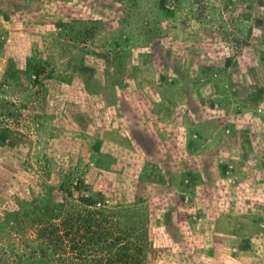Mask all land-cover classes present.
<instances>
[{"label": "rangeland", "instance_id": "1", "mask_svg": "<svg viewBox=\"0 0 264 264\" xmlns=\"http://www.w3.org/2000/svg\"><path fill=\"white\" fill-rule=\"evenodd\" d=\"M0 264H264V0H0Z\"/></svg>", "mask_w": 264, "mask_h": 264}, {"label": "trees", "instance_id": "2", "mask_svg": "<svg viewBox=\"0 0 264 264\" xmlns=\"http://www.w3.org/2000/svg\"><path fill=\"white\" fill-rule=\"evenodd\" d=\"M64 182H62L58 187H57V191L59 192V197H61V195H62V198H63V193L61 192V191H63V192H68L70 195H71V191H70V189H69V186L70 185H72V179L71 178H69L70 177V173H68V174H64ZM83 181H80V179H79V181H78V185L79 184H81ZM51 194V193H50ZM52 195V196H51ZM51 195H49V197L47 196V194L45 195V196H47V198L46 199H44V197H40V201H43V203H39V201H35V200H33V201H31V205H33V207H40V208H42L41 210H42V213L44 212H47V211H53V210H55V207H53V208H47L48 206H46L49 202H55L56 204H55V206H57V204L58 203H61V202H59L58 201V197H57V195H53V194H51ZM179 198H180V196H178ZM181 200H182V198H181ZM48 201V202H47ZM39 204H38V203ZM47 202V203H46ZM182 202V201H181ZM38 224L39 225H42L43 226V230L45 231V234H53L52 232H57V230H58V227L56 226V225H53V224H50V221H48L46 218H43V219H41L40 221H38ZM68 225H69V223H68ZM53 226V227H52ZM52 227V230H51V232L49 233V228H51ZM73 227V226H72ZM71 227V228H72ZM90 227H91V224H89L88 225V232L89 233H91L92 231L91 230H89L90 229ZM41 230L42 229H39V230H37V235L38 236H40L41 235V237L40 238H44L43 239V244H42V242L40 243V244H42L43 246H44V242H46V239H45V237H47L48 238V236H43V234H42V232H41ZM72 230V229H71ZM66 234H68V233H65V236H66ZM59 237H60V235H59ZM58 237V238H59ZM63 237V236H62ZM50 239V238H49ZM51 240V239H50ZM116 240H118V238H116ZM46 248V247H45ZM118 248V247H117ZM40 249V251H42L43 253H44V247L43 248H39ZM36 251H38V249L37 248H34L31 252H29V254H27V256L28 257H31L32 258V256H33V254H34V252H36ZM119 251H118V253H116V257H115V260H118V261H120V260H122V256H124V254L123 255H120L121 257H119ZM26 256V255H25ZM35 256V255H34ZM117 256H118V258H117ZM35 258V257H34Z\"/></svg>", "mask_w": 264, "mask_h": 264}]
</instances>
